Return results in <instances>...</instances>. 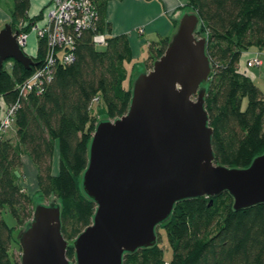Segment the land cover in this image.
<instances>
[{
	"label": "trees",
	"instance_id": "trees-1",
	"mask_svg": "<svg viewBox=\"0 0 264 264\" xmlns=\"http://www.w3.org/2000/svg\"><path fill=\"white\" fill-rule=\"evenodd\" d=\"M91 1L98 13L96 30H82L76 36L74 61L58 63L41 93L21 96L17 86L43 64L44 40L38 41L33 57L36 64L30 69L12 59L0 67V110L2 105L19 102L12 123L14 136L0 138V264H20L17 257H10L13 233L32 217L34 195L20 184L23 156L36 167V193L44 199L52 196L60 204L65 239L73 240L91 224L95 204L84 195L80 175L98 121L93 104L98 98L107 118L114 119L126 113L131 97V87L123 85L127 75L124 63L131 59L128 38L111 34L105 21L110 0ZM29 7L30 0H14L9 21L13 28L20 21L31 24L39 18H29ZM187 7L200 19L197 35L206 36L212 66L205 107L213 129L215 162L247 167L264 152V96L251 77L238 70V64L243 51L264 47V0H187ZM97 31L106 33L103 50L92 41ZM168 41L161 40L153 60L163 53ZM151 67L152 63L148 69ZM55 153L58 167L53 173ZM5 209L13 215L14 227L4 221ZM161 227L172 249L168 264H264V203L235 210L227 192L183 200ZM66 255L74 262L71 245ZM165 263L158 238L156 245L126 254L122 262Z\"/></svg>",
	"mask_w": 264,
	"mask_h": 264
},
{
	"label": "water",
	"instance_id": "water-1",
	"mask_svg": "<svg viewBox=\"0 0 264 264\" xmlns=\"http://www.w3.org/2000/svg\"><path fill=\"white\" fill-rule=\"evenodd\" d=\"M199 24L196 12H184L163 53L133 79L126 113L96 122L80 175L95 204L91 224L68 241L57 200L34 204L13 233L20 264H72L69 245L74 264H122L157 244V229L180 201L227 192L235 210L264 203V152L247 167L215 162L205 107L212 66ZM17 34L10 22L0 29V67L12 59L30 69L36 63Z\"/></svg>",
	"mask_w": 264,
	"mask_h": 264
},
{
	"label": "crops",
	"instance_id": "crops-1",
	"mask_svg": "<svg viewBox=\"0 0 264 264\" xmlns=\"http://www.w3.org/2000/svg\"><path fill=\"white\" fill-rule=\"evenodd\" d=\"M2 1L4 0H0V2ZM49 2L50 0H30L28 11L29 18L39 15L41 10ZM184 9L186 11H184ZM187 11H189L187 0L108 1L105 21L107 24H110L111 34H125L131 47V59L124 63L127 74L126 79L129 78L130 83H132L133 79L139 72L148 70L150 64L154 61L153 57L155 53L161 48V40L171 37L175 31V21ZM9 21L10 13H5L0 8V22L8 23ZM140 28L142 29V32L139 31ZM26 52L31 56H34L37 52V40L33 33H29L28 35ZM238 67H241L240 63L238 64ZM3 136L13 137V127ZM25 166L31 168V174L35 181L32 190H34L33 192L35 193L37 189V170L28 156H23V166L20 170L22 175L20 178V184L26 192L30 193L26 186L27 179L25 175ZM57 167L58 162L56 171L54 172L53 162V173L57 172Z\"/></svg>",
	"mask_w": 264,
	"mask_h": 264
},
{
	"label": "built area",
	"instance_id": "built-area-1",
	"mask_svg": "<svg viewBox=\"0 0 264 264\" xmlns=\"http://www.w3.org/2000/svg\"><path fill=\"white\" fill-rule=\"evenodd\" d=\"M98 13L91 0H50L41 10L36 21H20L16 24L17 42L26 51L29 33L39 40H44L46 51L44 62L17 88L21 96L34 91L41 93L53 76L54 68L58 63L68 64L74 61L75 38L82 30H96ZM29 27L28 31L25 28ZM142 32V29H139ZM95 45L106 43V33L95 32L92 36ZM36 55V54H35ZM35 55L33 57H35ZM248 66H261L262 60L258 53L253 54L247 60ZM98 98H95V102ZM19 108V102L2 106L0 116V138L12 126L15 112ZM168 264V263H165Z\"/></svg>",
	"mask_w": 264,
	"mask_h": 264
},
{
	"label": "rangeland",
	"instance_id": "rangeland-1",
	"mask_svg": "<svg viewBox=\"0 0 264 264\" xmlns=\"http://www.w3.org/2000/svg\"><path fill=\"white\" fill-rule=\"evenodd\" d=\"M13 5H14V0H4V1L0 2V8L5 13H10V11L13 9ZM184 11H186V10L184 9ZM4 25H5V22H2V23L0 22V29H2ZM26 48H27V45H26ZM96 48L98 50H103L105 48V46L104 45H97ZM250 50H252V51H250ZM255 53H258L259 58L262 60L261 66H248L246 61ZM239 63L241 64V67H239L238 70L249 75L251 77L253 83L260 89V91L262 92V94L264 96V47H261V48H256V47L253 48L252 47L246 51H243L241 56H240ZM9 65H10V63L8 62L7 66H9ZM124 85L126 87H130L131 83H130L129 78L124 81ZM104 109H105V107H104V104L102 101L100 103L95 102L93 104V115L95 116L96 120L102 119V118H107ZM0 116H2V110H0ZM11 128H12V126L7 130V132L10 131ZM53 162H54V172H55L57 162H58L57 153H55V155H54ZM25 175H26V179H27V182H26L27 189L31 195L32 194L34 195L33 196V203L34 204H38V203L47 204L54 198L51 196L48 199H44L39 193L33 192L34 190H32V189L34 188L35 181H34V177H32V174H31V168H27V166H25ZM2 217L8 226L14 227L16 225V221H15L13 215L7 209L3 210ZM157 238L159 241V246L163 250V260L166 263H168L172 258V249L168 243L167 236H166V233H165V230L163 227H159L157 229ZM20 252L21 251L19 249V244L15 240H12L11 248H10V257L12 258L14 255L18 259H20ZM72 263L74 264V262H72Z\"/></svg>",
	"mask_w": 264,
	"mask_h": 264
}]
</instances>
